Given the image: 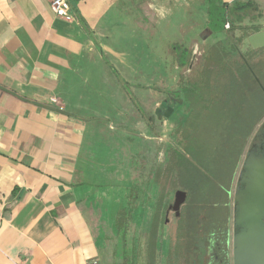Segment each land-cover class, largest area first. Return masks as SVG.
<instances>
[{
  "label": "crops",
  "instance_id": "0c3cea01",
  "mask_svg": "<svg viewBox=\"0 0 264 264\" xmlns=\"http://www.w3.org/2000/svg\"><path fill=\"white\" fill-rule=\"evenodd\" d=\"M67 1L70 21L51 0H0V264H106L107 229L128 238L132 223L137 233L147 221L159 225L177 190L180 222L186 203L184 188L174 186L171 205L162 190V172L177 181L181 154L163 163L160 135L109 134L123 94L89 87L94 70L118 75L105 30L140 0Z\"/></svg>",
  "mask_w": 264,
  "mask_h": 264
},
{
  "label": "rangeland",
  "instance_id": "374dc122",
  "mask_svg": "<svg viewBox=\"0 0 264 264\" xmlns=\"http://www.w3.org/2000/svg\"><path fill=\"white\" fill-rule=\"evenodd\" d=\"M213 1L216 0H140L129 5L128 10L122 13L123 17L118 18L120 21L115 20L112 27L105 30L103 47L112 53L107 54L106 58L118 75L109 71L104 78L99 70H94L95 74L89 78L92 90L114 87L123 94L119 108H112L115 119L107 124L109 134L121 137L126 131H137L141 135H160L159 156L163 163L174 154V149L183 151L185 132L192 131L188 125L193 120L190 114L194 116L198 111L196 117L200 121L203 115L209 114L203 106L207 107L215 99H219L220 104L224 103L222 91L217 93L218 87H255L248 67L259 77L264 71V48L252 49L247 43V37L255 30L264 31V6L259 5L258 8L246 9L241 13L231 12L230 7L226 13L228 26L225 24V27L212 31L207 7ZM183 56L186 60L181 64ZM120 78L129 87V98H126ZM205 87L211 89V92L207 89L206 94H201ZM184 88L195 92L190 94L189 102L183 99ZM178 90V97L181 104H184L175 106L177 108L173 115L170 117V113L166 118L159 111L163 110V100ZM255 92L260 91L257 88ZM250 105V109H253L258 103L253 100ZM233 109L231 107L230 110L233 112ZM209 124L215 128L213 120ZM161 174L164 182L162 190L167 193L165 198L162 197L165 200L170 198L168 205H171L172 189L183 187L178 177L177 181H173L172 172L170 180L167 170ZM178 220L169 207L159 222L162 230L157 231L158 223L152 227V222L147 221L145 230L139 227L141 230L137 233L135 229L138 225L132 223L128 226V238L122 236L120 229L114 225L113 230H106L104 237V262L214 264L213 257H210L212 252L200 256L190 232L188 235ZM229 234L231 240L232 232ZM164 238L170 245V252L166 256L167 243ZM126 245L130 248L123 254L121 249ZM227 248L228 262L231 264L230 242Z\"/></svg>",
  "mask_w": 264,
  "mask_h": 264
},
{
  "label": "trees",
  "instance_id": "16d2710c",
  "mask_svg": "<svg viewBox=\"0 0 264 264\" xmlns=\"http://www.w3.org/2000/svg\"><path fill=\"white\" fill-rule=\"evenodd\" d=\"M254 7L250 2L237 1L232 4L230 11L241 13ZM207 8L210 29L213 31L225 27L228 10L225 3L216 0ZM256 31L259 30L254 32ZM185 60L184 57L181 64H184ZM248 88L250 87H218L217 93L222 91L224 103L220 104L219 99H215L207 107L203 106L209 114L203 115L200 121L196 117L199 115L198 111L194 116L193 113L189 115L191 119L193 117L192 122L188 124L193 132H185L184 149L179 152L181 157L178 161V178L187 193L180 223L188 235L190 232L200 256L211 251L210 257L214 259L218 256V260L223 264L228 263L229 182L256 122L253 118L255 106L250 109V104L253 100L260 99L255 89L252 88L250 92ZM207 89L209 88H203L201 94H206ZM209 91L211 92V89ZM182 92L185 102H189L187 100L190 94L195 93L187 88ZM249 98L250 103L245 105ZM230 102L233 103L232 106ZM231 107L234 108L233 112ZM229 110L231 112H228ZM212 120L215 128L209 124ZM182 125L186 126V123ZM120 221L121 219H118V225Z\"/></svg>",
  "mask_w": 264,
  "mask_h": 264
},
{
  "label": "water",
  "instance_id": "95a60500",
  "mask_svg": "<svg viewBox=\"0 0 264 264\" xmlns=\"http://www.w3.org/2000/svg\"><path fill=\"white\" fill-rule=\"evenodd\" d=\"M251 48L264 47V31H256L247 37ZM171 109L164 113L168 117ZM253 158H255L253 156ZM260 164L255 166L254 164ZM244 170L249 174H256L254 185H248L244 195L234 198L236 213L233 224L234 231L231 236V264H264V163L256 158L245 162ZM243 173L241 174V176ZM185 192L177 190L174 195L173 210L178 213L180 205L184 202ZM238 203V204H237ZM229 264V262H228Z\"/></svg>",
  "mask_w": 264,
  "mask_h": 264
},
{
  "label": "flooded vegetation",
  "instance_id": "af4514ba",
  "mask_svg": "<svg viewBox=\"0 0 264 264\" xmlns=\"http://www.w3.org/2000/svg\"><path fill=\"white\" fill-rule=\"evenodd\" d=\"M256 49H259V48H256ZM248 68H249L250 75L253 78L254 83H255V87H250L248 89L251 92L252 88L255 90L258 88V90L260 91L258 93V96L260 97V99L257 101L258 105H255V108L253 110L254 112L253 118L256 120L255 125L251 129L248 139L246 140L243 153L240 154L239 156L236 169L234 171L235 173H233L230 179V182H229L231 185V188L228 191V207H229L228 234L230 232H233L235 229L234 224H233V218L236 213L237 205L234 206L233 200L236 196V193H237V196L241 198L244 195L243 192L246 189V187L248 185H254L255 180H256V174L253 173L254 171L250 173V170H249V174L247 173V171H244V165H245L246 160L248 159V157H250L251 161L256 158V160L263 161L264 163V84H263L264 71L261 72V77H259L253 69H251L250 67ZM193 91L194 90H192V92ZM178 95H179V90L178 92H175L174 94L169 95L167 99L163 100V110L162 109L159 110L163 116H164V113L168 109H171V115H170L171 117L173 113L175 112L176 108L183 105L181 104V100L179 99ZM247 103H250V98L247 102H245V105ZM175 106L177 107L175 108ZM247 107L249 108V106ZM188 109L189 111L192 110L191 108H188ZM253 156L255 158H253ZM257 165L259 166L260 164L256 163L254 164V167ZM242 173L243 175L241 176ZM229 235H228V244H229ZM214 261H215L214 264H223L222 261L218 260V256H215Z\"/></svg>",
  "mask_w": 264,
  "mask_h": 264
},
{
  "label": "built area",
  "instance_id": "2783aa9c",
  "mask_svg": "<svg viewBox=\"0 0 264 264\" xmlns=\"http://www.w3.org/2000/svg\"><path fill=\"white\" fill-rule=\"evenodd\" d=\"M50 8L56 16L64 20L70 21L73 18L71 7L67 0H51ZM226 25L228 26V22H226Z\"/></svg>",
  "mask_w": 264,
  "mask_h": 264
}]
</instances>
